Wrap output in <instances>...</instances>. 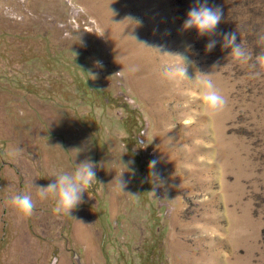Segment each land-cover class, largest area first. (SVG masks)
<instances>
[{
    "label": "rangeland",
    "instance_id": "1",
    "mask_svg": "<svg viewBox=\"0 0 264 264\" xmlns=\"http://www.w3.org/2000/svg\"><path fill=\"white\" fill-rule=\"evenodd\" d=\"M193 3L0 0V264H264V0H208L243 61L182 28ZM85 159L97 181L54 213L39 187Z\"/></svg>",
    "mask_w": 264,
    "mask_h": 264
},
{
    "label": "clouds",
    "instance_id": "2",
    "mask_svg": "<svg viewBox=\"0 0 264 264\" xmlns=\"http://www.w3.org/2000/svg\"><path fill=\"white\" fill-rule=\"evenodd\" d=\"M222 11L219 7H211L208 0H194L193 6L189 8L186 13V18L182 23L184 30L195 29L198 36L214 35L220 37L222 48L230 49L229 53L236 60H245L246 53L241 48L238 41L236 31L233 32H217V25L221 21ZM216 39H209L205 44V51L210 52L217 44ZM190 47V46H188ZM179 56V55H178ZM181 57V56H179ZM183 66L165 64L162 66L164 76L171 80L177 75L180 77L186 76V63H191L187 56L181 57ZM99 63V62H97ZM196 86L199 89L202 107L206 112H216L223 108L225 100L215 89L211 80L202 79L195 76L194 79ZM81 151V149H79ZM78 151V152H79ZM129 163H132L131 161ZM155 161L149 162V167H154ZM76 166L72 171L60 170L51 174L49 177L54 178L45 187L41 189L39 196L44 198H52L55 201L53 212L54 213H67L70 215L71 210L76 208L82 202L83 194L87 188L96 180V172L93 170L95 165L91 159H85ZM127 181L120 175L116 178L117 187L123 191ZM9 203L14 206L19 212L25 216L32 213L34 203L29 194L17 193L9 198Z\"/></svg>",
    "mask_w": 264,
    "mask_h": 264
},
{
    "label": "trees",
    "instance_id": "3",
    "mask_svg": "<svg viewBox=\"0 0 264 264\" xmlns=\"http://www.w3.org/2000/svg\"><path fill=\"white\" fill-rule=\"evenodd\" d=\"M242 38V35H238V40L239 39H241ZM255 207H256V209H257V207H258V209L260 210L262 207H264V199H263V206L262 205H256L255 204ZM262 242H263V247H264V228H263V231H262Z\"/></svg>",
    "mask_w": 264,
    "mask_h": 264
}]
</instances>
